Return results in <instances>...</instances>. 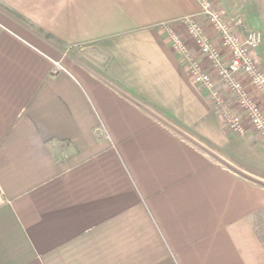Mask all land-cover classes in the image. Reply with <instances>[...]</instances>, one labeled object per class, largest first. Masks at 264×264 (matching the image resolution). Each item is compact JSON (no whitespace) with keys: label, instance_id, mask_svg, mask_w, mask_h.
Masks as SVG:
<instances>
[{"label":"crops","instance_id":"obj_1","mask_svg":"<svg viewBox=\"0 0 264 264\" xmlns=\"http://www.w3.org/2000/svg\"><path fill=\"white\" fill-rule=\"evenodd\" d=\"M212 1L262 33L264 68V0ZM199 12L0 0V264H264V141L225 126L165 32Z\"/></svg>","mask_w":264,"mask_h":264},{"label":"built area","instance_id":"obj_2","mask_svg":"<svg viewBox=\"0 0 264 264\" xmlns=\"http://www.w3.org/2000/svg\"><path fill=\"white\" fill-rule=\"evenodd\" d=\"M241 22L235 17L230 23L212 0H200L199 14L164 28L172 51L186 62L193 82L205 89L225 126L240 135L251 128L264 141V68L255 56L263 35L259 30L240 34L235 27ZM58 69L62 67L55 61ZM5 201L0 186V204Z\"/></svg>","mask_w":264,"mask_h":264},{"label":"rangeland","instance_id":"obj_3","mask_svg":"<svg viewBox=\"0 0 264 264\" xmlns=\"http://www.w3.org/2000/svg\"><path fill=\"white\" fill-rule=\"evenodd\" d=\"M163 117H166L167 118V115H165V114H161ZM248 131H252L251 130V128H248ZM253 132V131H252ZM236 135V134H235ZM235 135H232L231 134V136H232V138H235V137H237V136H235ZM237 144H240V142L239 141H235ZM246 142V141H245ZM233 145V144H232ZM231 145V146H232ZM243 146H244V143L242 144ZM235 145H233V147H234ZM243 146H242V151L241 152H243V155H244V157L241 159V161H238L237 162V164H240L241 166H242V168L243 167H249L250 166V155H251V152H245L244 150H243ZM238 148V147H237ZM240 150H241V148H240ZM254 150H255V152L258 154V156H259V163L257 162L256 163V165H259V168L260 169H262V170H264V144H263V146L262 145H260L259 143L254 147ZM228 151V153H226V154H223L224 155V157H226V159H227V161L228 162H230L231 164H235V160L234 159H236L237 157L236 156H234V154H235V152H232V153H230L229 152V150H227ZM237 160H238V158H237ZM236 165V164H235ZM263 174H259V175H255V176H258L259 178H262V179H264V176L262 177V175H264V171L262 172Z\"/></svg>","mask_w":264,"mask_h":264}]
</instances>
